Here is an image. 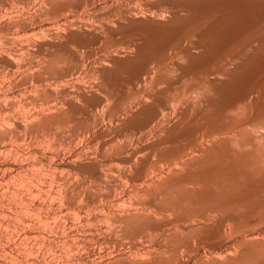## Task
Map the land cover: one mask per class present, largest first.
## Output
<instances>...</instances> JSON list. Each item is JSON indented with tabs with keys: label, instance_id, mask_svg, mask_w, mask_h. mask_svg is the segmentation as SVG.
I'll return each mask as SVG.
<instances>
[{
	"label": "rangeland",
	"instance_id": "rangeland-1",
	"mask_svg": "<svg viewBox=\"0 0 264 264\" xmlns=\"http://www.w3.org/2000/svg\"><path fill=\"white\" fill-rule=\"evenodd\" d=\"M230 1L0 0V264H264V0Z\"/></svg>",
	"mask_w": 264,
	"mask_h": 264
},
{
	"label": "bare ground",
	"instance_id": "bare-ground-1",
	"mask_svg": "<svg viewBox=\"0 0 264 264\" xmlns=\"http://www.w3.org/2000/svg\"><path fill=\"white\" fill-rule=\"evenodd\" d=\"M176 1V0H175ZM187 1V0H186ZM225 1V0H224ZM227 1V0H226ZM234 0H232V2H233ZM246 1V0H245ZM252 1V0H251ZM250 1V2H251ZM201 2V1H200ZM209 2V1H208ZM208 2H207V4H208ZM214 2H216V1H214ZM222 2V1H221ZM221 2H220V4H221ZM231 2V1H230ZM229 2V3H230ZM231 2V3H232ZM235 2V1H234ZM261 3H262V1H260ZM180 3V2H179ZM178 3V4H179ZM205 4H206V2H204ZM219 3V2H218ZM223 3V2H222ZM225 3V2H224ZM224 3H223V5H224ZM253 3V2H252ZM257 3V2H256ZM259 3V2H258ZM201 4H203V3H201ZM212 4L213 5H215L216 3H211V5H209V6H212ZM243 4V3H242ZM235 5V4H234ZM244 5V4H243ZM247 6H242V7H240L239 8V10L236 12L235 11V13L234 14H232L231 16H229L230 15V13L228 14V16L229 17H227V18H223V19H221L217 24H216V26L213 28V33L221 40V41H225L226 39H230L231 38V36L232 35H235L237 32H238V34H239V31L240 30H242V28H245L247 25H248V23L250 22V21H248L250 18H251V20H252V17H251V14H252V10L250 9L251 7V5H253V4H251L249 7H248V4H246ZM260 5V4H259ZM264 5V4H263ZM196 7H197V5H195ZM199 6V5H198ZM208 6V7H209ZM216 6H218L217 4H216ZM227 6V5H226ZM256 6V5H255ZM255 6L254 7H252V8H255ZM204 7H206V5L204 6ZM215 7V6H214ZM232 7H233V5H232ZM257 7V6H256ZM187 8V7H186ZM201 8V7H200ZM203 8V7H202ZM216 8V7H215ZM218 8H220L219 6H218ZM217 8V9H218ZM221 8H222V6H221ZM221 8H220V10H221ZM223 8H225V7H223ZM223 8H222V10H223ZM234 8H236V7H234ZM196 9V8H195ZM195 9H194V11H195ZM205 9H207L206 11H208V9H211L210 7L209 8H205ZM262 9H264V6H263V8ZM216 10V9H215ZM226 10V9H225ZM236 10V9H235ZM257 10V9H256ZM198 11V10H197ZM196 11V12H197ZM212 11V13L214 12V8H213V10H210L209 12H211ZM217 11V10H216ZM231 11V10H230ZM263 11V10H262ZM260 12H261V10H260ZM259 12V13H260ZM219 13V12H218ZM225 13V12H224ZM227 13V12H226ZM256 13V12H255ZM192 14V13H191ZM196 14V13H195ZM209 14H211V13H209ZM189 15V14H188ZM194 15V14H193ZM221 14H219V16H220ZM222 16H224V15H222ZM227 16V15H226ZM180 17V16H179ZM218 17V16H217ZM187 18V17H186ZM259 18V17H258ZM177 19V18H176ZM255 19V18H254ZM178 21V20H177ZM179 21H181V20H179ZM211 23V22H210ZM256 23V22H255ZM189 24V23H188ZM179 26V25H178ZM253 26V25H252ZM264 29V28H263ZM177 30V29H176ZM201 31V30H200ZM199 31V32H200ZM245 32V31H244ZM183 33V32H182ZM202 33V32H201ZM240 34H241V32H240ZM201 36V35H200ZM212 36V35H211ZM204 37H207L206 35H204ZM209 37V36H208ZM207 37V38H208ZM238 37V36H237ZM237 37H235V38H237ZM247 37V36H246ZM251 37V36H250ZM253 37V36H252ZM171 38V37H170ZM216 38V37H215ZM201 39V38H200ZM202 39H204V38H202ZM210 39V38H209ZM170 40H172V39H170ZM198 40V39H197ZM205 40H207V39H205ZM204 40V41H205ZM192 41V40H191ZM203 41V40H202ZM219 41V40H218ZM235 41V40H234ZM261 41V40H260ZM210 42V41H209ZM253 42V41H252ZM164 43V42H163ZM233 43V42H232ZM211 44H212V42H211ZM222 44V43H221ZM229 44V43H228ZM253 44V43H252ZM256 44V43H255ZM173 45V44H172ZM210 45V44H209ZM263 45V44H262ZM159 46V45H158ZM206 46V45H205ZM214 46V45H213ZM226 46H228V45H226ZM248 46V45H247ZM224 47V46H223ZM223 47L221 48V49H223ZM186 48V47H185ZM205 48V47H204ZM210 49L212 48L211 46L209 47ZM209 48H207V50L209 49ZM248 48V47H247ZM169 49V48H168ZM175 49V48H174ZM206 49V48H205ZM184 50L185 49H183V52H184ZM177 51V50H176ZM174 52H175V50H174ZM188 52V51H187ZM221 52H224V50H222ZM220 52V53H221ZM182 53V52H181ZM217 53L219 54V52L217 51ZM236 53V52H235ZM184 54V53H183ZM188 54H189V52H188ZM157 55V54H156ZM170 55H171V53H170ZM182 55V54H181ZM180 55V56H181ZM210 55V54H209ZM213 55V54H212ZM233 55V54H232ZM230 56V55H229ZM238 56V55H237ZM170 57V56H169ZM171 57H173V56H171ZM188 57V60L189 61H191V62H195V59H196V57H194V56H192L191 54L190 55H188L187 56ZM157 58V57H156ZM164 58V57H163ZM179 58V57H178ZM201 58V57H200ZM155 59V58H154ZM153 59V60H154ZM185 59H186V57H185ZM199 59V58H198ZM205 59V58H204ZM204 59L202 60V61H204ZM210 59V58H209ZM152 60V61H153ZM175 60H176V57H175ZM200 60V61H201ZM211 60V59H210ZM142 61V60H141ZM186 61V60H185ZM197 61V60H196ZM201 61V62H202ZM226 61V60H225ZM244 61V60H243ZM248 61H250V60H248ZM175 62V61H174ZM188 62V61H187ZM186 62V67H187V63ZM139 63V62H138ZM170 63H171V61H170ZM143 64V63H142ZM190 64V63H189ZM188 64V65H189ZM195 64V63H194ZM205 64H207V63H205ZM146 65V64H145ZM170 65V64H169ZM172 65V64H171ZM221 65V64H220ZM264 65V64H263ZM144 66V65H143ZM176 66V65H175ZM191 66H192V64H191ZM200 66V64L198 65V67ZM257 66V65H256ZM259 66V65H258ZM183 67V66H182ZM158 68V67H157ZM170 68V67H169ZM237 68V67H236ZM167 69V68H166ZM180 69V68H179ZM200 69V68H199ZM256 69V68H255ZM251 70V69H250ZM159 71V70H158ZM183 71V70H182ZM224 71V70H223ZM241 72V71H240ZM206 73V72H205ZM249 73V72H248ZM181 74V73H180ZM247 74V73H246ZM188 76H189V74H188ZM208 76V75H207ZM264 77V76H263ZM182 78V77H181ZM235 79V78H234ZM261 79V78H260ZM240 84V83H239ZM238 86V85H237ZM241 86V85H240ZM249 86V85H248ZM197 87V86H196ZM246 87V86H245ZM256 88V87H255ZM219 89V88H218ZM245 90H246V88H245ZM252 90V89H251ZM218 91V90H217ZM226 92V91H225ZM264 92V91H263ZM229 93V92H228ZM218 94V93H217ZM263 94V93H262ZM222 95H223V93H222ZM250 95V94H249ZM235 96V95H234ZM258 96V95H257ZM216 99V98H215ZM219 99V98H218ZM235 99V98H234ZM233 99V100H234ZM247 102V101H246ZM219 106V105H218ZM243 107H245V106H243ZM238 112V111H237ZM234 113V112H233ZM245 114V113H244ZM243 116V115H242ZM264 125V124H263ZM250 126H251V124H250ZM259 127H261V125L259 126ZM240 131H241V129H240ZM247 130H245V132H246ZM255 131V130H254ZM241 132H243V131H241ZM244 135V134H243ZM205 212V211H204ZM202 214V213H201ZM230 214V213H229ZM199 216V215H198ZM209 216V215H208ZM204 217V216H203ZM216 217V216H215ZM201 219V218H200ZM227 219V218H226ZM179 227V226H178ZM234 227V226H233ZM182 231V230H181ZM213 232V231H212ZM231 233V232H230ZM195 236V235H194ZM190 237V236H189ZM196 237V236H195ZM192 238V237H191ZM194 240H195V238H194ZM247 242V241H246ZM245 242V243H246ZM183 243V242H182ZM259 244V243H258ZM176 246V245H175ZM245 246V245H244ZM183 247V246H182ZM188 247V246H187ZM239 247H240V245H239ZM177 249V248H176ZM174 251V250H173ZM261 259V258H260ZM234 262V261H233ZM261 262V261H260ZM224 264V263H223Z\"/></svg>",
	"mask_w": 264,
	"mask_h": 264
}]
</instances>
